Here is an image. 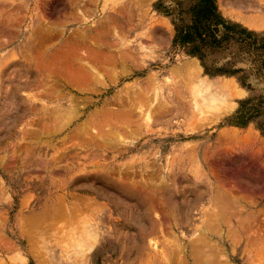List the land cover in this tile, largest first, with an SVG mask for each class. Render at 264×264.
<instances>
[{"label": "rangeland", "instance_id": "obj_1", "mask_svg": "<svg viewBox=\"0 0 264 264\" xmlns=\"http://www.w3.org/2000/svg\"><path fill=\"white\" fill-rule=\"evenodd\" d=\"M196 1L0 0V264H264V72L236 46L202 61L177 40ZM215 3L264 36V0ZM92 52L107 85L80 90ZM236 54L242 72H211ZM186 71L199 89L180 84ZM135 98L175 113L155 119L159 137L127 133L118 114L141 118ZM172 162L189 177L175 187Z\"/></svg>", "mask_w": 264, "mask_h": 264}, {"label": "bare ground", "instance_id": "obj_2", "mask_svg": "<svg viewBox=\"0 0 264 264\" xmlns=\"http://www.w3.org/2000/svg\"><path fill=\"white\" fill-rule=\"evenodd\" d=\"M8 6L10 7V5H8ZM9 7H8V8H9ZM17 7H18V6H17ZM17 7L15 6V7H13V9H14V8H17ZM19 7H20V6H19ZM10 8L12 9V6H11ZM13 9H12V10H13ZM13 11H14V10H13ZM11 13H12V11H11ZM248 17H249V16H248ZM241 18H242V17H241ZM258 18H259V17H258ZM243 19H244V18H243ZM246 19H247V17H246ZM246 19H244V20H246ZM252 19H253V18H252ZM256 19H257V17H256V18L254 17L253 20L257 21L258 19H257V20H256ZM20 20H22V19H20ZM244 20H243V21H244ZM247 20H248V19H247ZM259 20H260V19H259ZM248 21H250V20H248ZM260 21H262V20H260ZM260 21H259V22H260ZM18 22H19V21H18ZM246 22H247V21H246ZM246 22H245V23H246ZM257 22H258V21H257ZM262 22H263V21H262ZM248 24H252V23L249 22ZM256 24H257V23L254 22V25H256ZM6 25H7V24H6ZM18 25H19V24H18ZM258 25H259V24H258ZM262 25H263V24H262ZM14 26H16V25H14ZM250 26H252V25H250ZM256 26H257V25H256ZM4 27L6 28L5 25H4L2 28H4ZM11 27H13V25H12ZM14 28H15V27H14ZM1 31H2V30H1ZM11 33H12V32H11ZM14 37H15V36H14ZM0 42H1V40H0ZM2 42H3V41H2ZM87 45H88V44H87ZM79 48H80V47H79ZM96 52H97V51H96ZM85 53H86V52H85ZM95 54H96V53H95ZM95 54H93V52H92V53H87V54H86V55H87V59L89 60V61H87V60L85 59V60L87 61V62H86V67L88 68V69L86 68L87 70H85V71L83 72V70H79V69H78L77 71L75 70V72H74V70L71 72V74H73V72H74V74H75L74 77H78L77 79H74L73 81L76 80L75 82H76V83L78 82V83L80 84V82H79L80 80H87V79H90L91 76H94V80H95V79L97 80V81H96V84L98 83V85H101V86H103V87H105V86L107 85L106 82H105V79L103 78V75H104V74L102 73V74H103V75L101 74L102 76L99 75L100 72H98V70H99V69H98V66L95 65V64L97 63V57H96L97 54H96V55H95ZM85 58H86V57H85ZM58 59H59V58H58ZM58 59H57V60H58ZM82 59H83V58H82ZM82 59H81V60H82ZM85 60H84V61H85ZM69 62H70V61H69ZM91 62H92V64H91ZM62 63H63V62H62ZM108 63H110V61H109ZM80 64H81V63H80ZM94 65H95V66H94ZM97 65H98V64H97ZM39 66H40V65H39ZM68 66H70V65H68ZM68 66H67V69H69ZM81 66H82V65H81ZM100 66H101V64H100ZM100 66H99V67H100ZM62 68L64 69L63 66H62ZM71 68H72V67H71ZM102 68H103V67H102ZM53 69H54V68H53ZM57 69H59V68H57ZM76 69H77V68H76ZM97 69H98V70H97ZM69 70H70V69H69ZM104 70H105V69H104ZM107 70H108V69H107ZM62 71H65V70H62ZM66 71H68V70H66ZM69 72H70V71H69ZM93 72L95 73V75L92 74ZM96 72H97V73H96ZM101 72H102V71H101ZM104 72H105V71H104ZM113 72H114V71H113ZM115 72H116V71H115ZM189 72H190V71H189ZM189 72L186 71V75H187V76L181 78V81H182V82H185V83H183V84L180 83L182 86L188 85V83H189V84H190L189 86L191 87L192 85H194L195 81L197 80V77H192V75H191L192 73H189ZM182 73H183V72H182ZM195 73H197V72H194L193 74H195ZM66 74H67V73H66ZM97 74H98V75H97ZM116 74H117V73H116ZM116 74H115V75H116ZM188 74H189V76H188ZM197 74H198V73H197ZM197 74H196V75H197ZM108 75H109V74H107V76H108ZM111 75H112V74H111ZM97 76L100 77L102 80H101L100 78H96ZM109 76H110V75H109ZM74 77H73V78H74ZM87 77H90V78H87ZM110 77H111V76H110ZM91 80H92V79H91ZM93 82H94V81H93ZM114 82H115V80H114ZM179 82H180V81H179ZM187 82H188V83H187ZM193 82H194V83H193ZM78 83H77V84H78ZM88 83H91L90 80H89V82H85V83H83V84H88ZM166 83H167V82H166ZM186 83H187V84H186ZM192 83H193V84H192ZM105 84H106V85H105ZM227 84H228V83H227ZM227 84H226V85H227ZM74 85H75V84H74ZM177 86H179V85H177ZM182 86H181V87H182ZM189 86H188V87H189ZM194 86H195V85H194ZM78 87L81 88L80 90L83 89V88H82V84H80ZM78 87H77V88H78ZM188 87L185 86V88H187V89H188ZM190 87H189L188 90H190ZM141 88H142V87H141ZM185 88H184V93H183V95H184V99L186 98V96H185L186 93H185V92L187 91V89L185 90ZM191 88H193V87H191ZM194 88L199 89L198 85H197V87L195 86ZM194 88H193V89H194ZM200 88H201V89H205V90H206V88H207V89H208V88H214V89H215V86H211V84H209V83H207V82H204V83H202V84L200 85ZM139 91H140V90H139ZM193 91H195V90H193ZM196 91H198V90H196ZM81 92H82V91H81ZM141 92H142V91H141ZM181 92H182V91H181ZM140 94H141V93H140ZM146 94H147V93H145V94L142 93V95H144V98H142V95H140L141 97H139V96H138V97H139V98H142L143 101H144V100H145V101H146V100L148 101L149 98H146V99H145V97H148V96H146ZM177 95H178V94H177ZM135 97H137V96H135ZM127 98H128V97H127ZM130 98H131V97H130ZM199 98H200V96H199ZM155 99H156V98H155ZM129 100H130V99H129ZM135 100H136V102H133V103L138 104V106H137L135 109L132 108L131 110H133L134 113H135V110L138 109L137 111L140 112V114H141V116H142L141 118H140V117H137L138 119H137V118H136V119H132L131 116H132L133 114L130 115V114H127V112H126V113L124 112V114H120V113L118 114V115H120V117L122 118L121 122L124 120L125 124L127 125V126L125 127V129L127 130V133L129 132V134H131V135L136 133V134H138L137 136H144V137L150 136L151 138H152V137H155V136L159 137L160 135H157V132H156L155 130H153V122L155 121L156 118H158V119L160 118L161 120H163V119H166V116H170V117H171L172 115L174 116L175 113H174V112H170V111L168 112V111H167V106H169L167 103H166L167 106H163L164 108L161 107V106H158V108H157L158 111H157L154 107H152L153 104L150 105V106H148L150 103H149L148 105H147V104L143 105V104L145 103V101L143 102V101H141V100L139 99L141 102H143V104H142L140 101H138V103H137V98H135ZM193 100H194V99H193ZM149 101H151V100H149ZM128 102H129V101H128ZM128 102H127V103H128ZM161 102H162V101H161ZM187 102H188V101H187ZM189 102H190V101H189ZM195 102H196V100H195ZM130 103H131V100H130ZM154 103H155V102H154ZM159 103H160V102H159ZM166 104H165V105H166ZM122 105H123V104H122ZM131 105H132V104H131ZM146 105L149 107V110L147 109V106H146ZM161 105H162V104H161ZM163 105H164V104H163ZM132 106H133V105H132ZM144 106H145V108H146L147 110L144 109ZM154 106H156V105H154ZM123 107H125V106H123ZM129 107H130V104L128 105V108H129ZM160 107H161V108H160ZM120 108H121V107H120ZM62 109H63V108H62ZM126 109H127V108H126ZM128 110H129V109H128ZM128 110H127V111H128ZM155 110H156V111H155ZM54 111H55V110H54ZM71 111H72V110H71ZM111 111H112V110H111ZM137 111H136V112H137ZM98 112H99V111H98ZM115 112H116V111H115ZM128 112L130 113L131 111H128ZM139 112H137V113H139ZM112 113H113V112H112ZM112 113H111V114H112ZM131 113H132V112H131ZM104 114H106V113H104ZM108 114H109V113H108ZM99 115H100V114H99ZM115 115H116V114H115ZM118 115H117V116H118ZM103 116H104V115H103ZM112 116H113V115H112ZM133 116H135V115H133ZM197 116H198V114H197ZM201 116H202V115H201ZM58 117H59V116H58ZM114 117H116V116H114ZM118 117H119V116H118ZM182 117H183V116H182ZM199 117H200V116H199ZM206 117H207V116H206ZM95 118H96V117H95ZM99 118H100V117H99ZM99 118H98V119H99ZM107 118H109V116H108ZM107 118L99 119L98 121H95V120H94L97 126H94V128H93V132H96V133H97V135H95L97 139H99V138L102 139V138L105 137V136L108 137V136H107V133H105V136H103V135H104V133H103V132H104V130H103L104 128H102V124L105 125V124L108 123ZM111 118H112V117H111ZM121 118H119V120H120ZM139 118H140V119H139ZM142 118H143V120H144L143 122L145 123V127H144V128H141L140 131H139V129H137V130L135 131L136 128H135V129H134V128H131V126H138L137 123H138V121L141 120ZM55 119H56V118H55ZM189 119H190V118H189ZM189 119H188V120H189ZM200 119H201V118H200ZM204 119H205V118H204ZM206 119H207V118H206ZM57 120H58V119H57ZM59 120H60V119H59ZM61 120H63V119H61ZM67 120H68V119H67ZM108 120H110V119H108ZM116 120L118 121V118L115 119V121H116ZM156 120H157V119H156ZM201 120H202V119H201ZM201 120H200V121H201ZM111 121H113V120H111ZM115 121H114V123H115ZM117 121H116V122H117ZM202 121H203V120H202ZM92 122H93V120H92ZM124 122H122V123L124 124ZM204 122H205V120H204ZM61 123H62V122H61ZM65 123H66V122H65ZM70 123H71V122H70ZM93 123H94V122H93ZM109 123L111 124L112 122H109ZM122 123H121V124H122ZM141 123H142V121H141ZM141 123H140V125H141ZM144 123H143V124H144ZM154 123H155V122H154ZM189 123H191V122H189ZM195 123L197 124V122H195ZM110 124H108V125H110ZM117 124H118V123H117ZM121 124H120V125H121ZM123 124H122V127H123ZM131 124H132V125H131ZM184 124H185V123H184ZM193 124H194V122H193ZM61 125H62V124H61ZM113 125H114V124H113ZM115 125H116V124H115ZM110 126H111L112 128L114 127V126H112V124H111ZM185 126H186V125H185ZM67 127H68V126H67ZM103 127H104V126H103ZM115 127H116V126H115ZM118 127H119V126H118ZM118 127H116V128H118ZM198 127H200V126H198ZM100 128H102V131H101ZM106 128H107V127H106ZM108 128H110V127H108ZM108 128H107V129H108ZM119 128H120V127H119ZM119 128H118V129H119ZM195 128H196V127H195ZM107 129H105V131H107ZM52 130H53V129H52ZM115 130H116V129H115ZM119 130H120V129H119ZM126 130H125V131H126ZM50 131H51V130H50ZM110 131H111V130H110ZM125 131H124V132H125ZM81 132H82V131H81ZM107 132L109 133V131H107ZM116 132H117V131H116ZM59 133H60V132H59ZM96 133H95V134H96ZM117 134H118V133H117ZM117 134H116V135H117ZM125 134H126V133H125ZM112 136L114 137V134H113ZM112 136H111V137H112ZM120 136H121V134H120ZM106 137H105V138H106ZM115 137H116V136H115ZM118 137H119V136H117L116 139H119V138H120V139L117 140V141H121V137H119V138H118ZM96 138H95V140H96ZM25 139H26V138H25ZM116 139H115V140H116ZM137 139H138V138H137ZM122 141H123V140H122ZM120 143H121V144H119V145L117 144V146L123 145L122 142H120ZM97 145H98V144H97ZM115 146H116V144H115ZM224 147H225V146H224ZM224 150H225V149H224ZM227 150H228V148H227ZM30 151H31V150H30ZM188 151H189V149H188ZM188 151H187V149L185 148V149H183V150H181V151L178 150L177 152L180 154L179 156H182L183 154L188 153ZM190 151H191V150H190ZM192 151L195 152L196 150H195V149H192ZM25 153H26V152H25ZM189 154H190V152L188 153V155H189ZM191 154H192V153H191ZM193 154H194V153H193ZM195 154H196V153H195ZM195 154H194V155H195ZM227 154H228V152H227V151H223V150L218 152L217 157L220 159V164H221V165H222L224 162L227 163V162L230 160V159H229L230 157H228ZM231 155H232V154H231ZM229 156H230V153H229ZM176 157H177V156H176ZM195 159H196V158H195ZM225 160H228V161H225ZM174 161H175V163H176V158H174ZM191 161H192V160H191ZM210 161H211V160H210ZM25 162H26V161H25ZM211 162H212V161H211ZM175 163L172 162L171 164H169L170 171L168 172V173H171V174H170V178H171V183L173 184V187H175V186L177 185V183H179L181 180L183 181L184 179L186 180L187 178H189V177H188L187 175H185L184 173L181 174V173H179V172L176 170V164H175ZM213 163H214V162H213ZM213 163H212V164H213ZM229 163H230V162H229ZM167 164H168V163H167ZM180 164H181V163H180ZM217 164H218V163H217ZM217 164H214V165L216 166ZM218 165H219V164H218ZM221 165H220L219 167H221ZM223 165H224V164H223ZM223 165H222V166H223ZM225 165H226V164H225ZM54 167H55V166H54ZM53 169H54V168H53ZM201 169H202V168H201ZM201 169H200V170H201ZM50 171H51V169H50ZM212 171H213V170H212ZM214 171H215V170H214ZM217 171H218V170H217ZM215 172H216V171H215ZM215 175H216V174H215ZM262 175H263V174H262ZM216 176H218V175H216ZM219 177H221V176H219ZM215 178H216V177H215ZM222 178H223V177H222ZM162 182H163V181H162ZM164 183H165V182H164ZM164 183H163V184H164ZM228 183H229V182H228ZM229 184H230V183H229ZM229 184H228V185H229ZM164 185H165V184H164ZM221 185H222V184H221ZM226 186H227V185H226ZM230 186H231V185H230ZM164 187H165V186H164ZM227 187H228V186H227ZM227 187H226V188H227ZM245 188H246V187H245ZM233 189H234V188H233ZM161 191H162V190H161ZM218 192H219V191H218ZM216 193H217V192H216ZM218 194H219V193H218ZM86 201H87V200H86ZM23 202H25V201L23 200ZM91 203H92V202H88V201L85 203V201H84L83 204H85V206H82V207H80L79 205H78V206H77V205H76V206L74 205V206H75V209H74V210H77L76 212H78L79 209H83V211H84L85 213H86L87 211H92L91 208H93V207H92L93 203H92V204H91ZM223 203H224V202H223ZM80 204H81V203H80ZM83 204H82V205H83ZM222 205H223V204H222ZM61 207H62V206H61ZM214 207H215V206H214ZM63 208H64V207H63ZM95 208H96V207H95ZM215 208H216L217 210H219L217 207H215ZM64 209H65V208H64ZM97 209H98V208H97ZM213 209H214V208H213ZM226 209H227V208H225V210H226ZM86 210H87V211H86ZM225 210H224V212H225ZM228 210H229V209H228ZM211 211H212V210H211ZM220 211H222V210H220ZM230 211H231V210H230ZM76 212H75V213H76ZM212 212L214 213L215 211L213 210ZM226 212H227V211H226ZM226 212L224 213L225 215H226L229 211H228L227 213H226ZM231 212H232V211H231ZM233 212H234V211H233ZM87 213H88V212H87ZM215 213H218V211L215 212ZM215 213H214V214H215ZM221 213L223 214V211H222ZM44 214H45V213H44ZM57 214H58V213H57ZM77 214H78V213H77ZM81 214H82V213H81ZM83 214H84V213H83ZM206 214H207V213H206ZM214 214H213V215H214ZM219 214H220V213H219ZM224 214L221 215V216H222V217H225ZM231 214H233V213H231ZM78 215H79V214H78ZM87 215H88V214H87ZM211 215H212V214H211ZM73 216H74V214H73ZM206 216H207V215H206ZM214 216H215V215H214ZM230 216H232V215H230ZM45 217H46V216H45ZM76 217H77V215H76ZM76 217H75V218H76ZM92 217H93V216H92ZM209 217H210V216H209ZM215 217H216V219H217V218L219 217V215H218V217H217V215H216ZM206 218H207V217H206ZM220 218H221V217H220ZM36 219H37V218H36ZM36 219H35V220H36ZM227 219H228V218H227ZM42 220H43V219H42ZM76 220H77V219H76ZM213 220H215V219H213ZM225 220H226V219H225ZM83 221H84V220H83ZM88 221H91V220H88ZM227 221H228V220H227ZM77 222H78V221H77ZM80 222H81V221H80ZM208 222H209V221H208ZM208 222H207V224H208ZM210 222H211V221H210ZM213 222H215V221H213ZM213 222H212V223H213ZM39 223H40V222H39ZM78 223H79V222H78ZM212 223H210V224H212ZM227 223H229V222H227ZM41 224H42V223H41ZM81 224H82V223H81ZM85 224H86V223H85ZM214 224H215V223H214ZM219 224H220V223H219ZM225 224H226V223H225ZM217 225H218V224H217ZM217 225H216V226H217ZM206 226H207V225H206ZM224 226H225V225H224ZM210 227H211V226H210ZM210 227H208V230H209ZM161 228H162V227H161ZM36 229H37V228H36ZM82 229H83V228H82ZM82 229H81V230H82ZM214 229H217V228L215 227ZM242 229H243V227H242ZM75 230H76V228H75ZM81 230H79V231H81ZM211 230H212V229H211ZM218 230H219V228H218ZM245 230H246V229H245ZM160 231H161V230H160ZM221 231L223 232V230H221ZM242 231H243V230H242ZM208 232H209V231H208ZM227 232H228V231H227ZM257 232H259V231H257ZM76 233H77V231H76ZM84 233H85V232H84ZM86 233H87V232H86ZM215 233H216V232H215ZM218 233H219V232H218ZM243 233H244V235H245V237H246V239H247V245H248V244H251L252 241L255 242L254 239L252 240L253 236L251 237V235H250V231H249V230H246L245 232L243 231ZM29 234H30V233H29ZM82 234H83V232H82ZM203 234H204V233H203ZM216 234H217V233H216ZM79 235H80V234H79ZM205 236H206V234H205ZM257 236H259V234H258ZM254 237H255V236H254ZM79 238H80V236H79ZM86 238H87V237H86ZM203 238H205V237H203ZM257 238H258V237H257ZM77 239H78V238H77ZM77 239H76V240H77ZM201 239H202V238H201ZM196 240H198V239H196ZM205 240H206V239H205ZM207 241H208V240H207ZM207 241H206V242H207ZM210 241H211V240H210ZM76 242H77V241H76ZM209 245H211V244H209ZM208 247H209V246H208ZM210 247H211V246H210ZM212 247H214V246H212ZM212 247H211V249H212ZM216 247H217V246H216ZM216 247H215V248H216ZM8 248H9V247H8ZM217 249H218V248H217ZM207 250H210V249H207ZM204 251H205V250H204ZM213 251H214V250H213ZM206 252H207V251H206ZM217 252H218V250H217ZM213 253H214V252H213ZM213 253H212V255H214ZM215 253H216V252H215ZM206 254H207V253H205V256H206ZM209 254H210V253H209ZM216 254H217V253H216ZM203 257H204V256H203ZM208 257H211V256H208ZM208 257H207V259L209 260L210 258H208ZM204 258H205V260H207L206 257H204ZM205 260H204V261H205ZM209 263H210V262H208V264H209ZM205 264H206V263H205ZM212 264H213V262H212Z\"/></svg>", "mask_w": 264, "mask_h": 264}, {"label": "trees", "instance_id": "obj_3", "mask_svg": "<svg viewBox=\"0 0 264 264\" xmlns=\"http://www.w3.org/2000/svg\"><path fill=\"white\" fill-rule=\"evenodd\" d=\"M192 19L177 33L189 51L204 61L209 55L231 47L245 52L253 58L259 72H264V36H258L237 25L227 23L218 13L215 0H197L191 8ZM236 54L223 67L211 70L216 74L235 75Z\"/></svg>", "mask_w": 264, "mask_h": 264}]
</instances>
